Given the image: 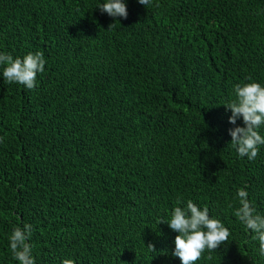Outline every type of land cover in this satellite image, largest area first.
<instances>
[{"label": "trees", "instance_id": "obj_1", "mask_svg": "<svg viewBox=\"0 0 264 264\" xmlns=\"http://www.w3.org/2000/svg\"><path fill=\"white\" fill-rule=\"evenodd\" d=\"M103 2L0 0V52L46 60L32 90L0 71V264L24 223L35 264H181L158 224L177 199L231 233L196 264H264L233 215L245 186L264 214V146L239 157L223 106L264 85V0H125L116 20Z\"/></svg>", "mask_w": 264, "mask_h": 264}, {"label": "clouds", "instance_id": "obj_2", "mask_svg": "<svg viewBox=\"0 0 264 264\" xmlns=\"http://www.w3.org/2000/svg\"><path fill=\"white\" fill-rule=\"evenodd\" d=\"M145 7L151 4V0H138ZM97 8L102 13L116 20L117 17L127 19V5L125 0H104ZM115 26V22L109 24L108 29ZM107 29V30H108ZM46 60L41 51L29 52L22 57H13L12 54L0 52V71L4 81L18 83L32 90L37 86V75L45 71ZM245 81L233 86L234 99L223 106L231 110L228 122L237 124L242 118L244 126H236L228 130L231 136L230 144L236 150L239 157H247L249 161L255 160L260 147L264 146V136L259 129L264 126V85L246 77ZM3 137H0V142ZM246 187L237 188L235 200L238 207L234 208L233 215L249 231L252 239L258 242V252L264 257V214H261L248 199ZM169 214L167 220H160L177 233L174 239V251L172 255L178 257L181 264H196L205 251H216L222 244H227L231 235L221 220L209 214V208H201L191 199L186 204L180 199ZM184 204V206H181ZM232 207V205H230ZM33 226L24 223L22 226H13L8 236L9 248L12 258L18 264H35L31 243ZM155 253V245L149 243L146 246ZM61 264H74L72 259L65 258Z\"/></svg>", "mask_w": 264, "mask_h": 264}]
</instances>
